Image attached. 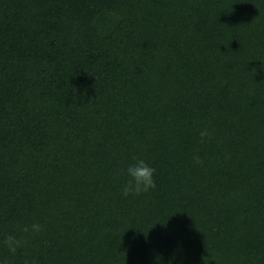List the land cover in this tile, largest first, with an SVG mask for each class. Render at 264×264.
Wrapping results in <instances>:
<instances>
[{
    "label": "trees",
    "instance_id": "1",
    "mask_svg": "<svg viewBox=\"0 0 264 264\" xmlns=\"http://www.w3.org/2000/svg\"><path fill=\"white\" fill-rule=\"evenodd\" d=\"M0 264H264V0H0Z\"/></svg>",
    "mask_w": 264,
    "mask_h": 264
},
{
    "label": "clouds",
    "instance_id": "2",
    "mask_svg": "<svg viewBox=\"0 0 264 264\" xmlns=\"http://www.w3.org/2000/svg\"><path fill=\"white\" fill-rule=\"evenodd\" d=\"M201 135L203 136L205 133L202 132ZM195 160L197 163H200L198 157H196ZM126 173L128 180L122 188L123 195H139L141 192H147L150 189H155L156 184L153 179L155 169L149 166L143 159H137L134 164H130L126 169ZM32 228L34 231L40 230V226L36 224H34ZM25 231H27V229H25ZM6 243L9 245L11 251L14 252L16 250L13 245L18 242L15 241L13 237L9 236L6 239Z\"/></svg>",
    "mask_w": 264,
    "mask_h": 264
}]
</instances>
